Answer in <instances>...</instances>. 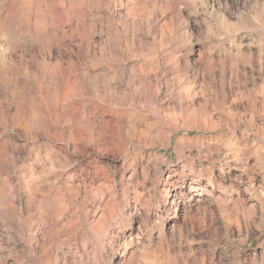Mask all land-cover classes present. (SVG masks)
<instances>
[{"label":"clouds","instance_id":"obj_1","mask_svg":"<svg viewBox=\"0 0 264 264\" xmlns=\"http://www.w3.org/2000/svg\"><path fill=\"white\" fill-rule=\"evenodd\" d=\"M0 264H264V0H0Z\"/></svg>","mask_w":264,"mask_h":264}]
</instances>
